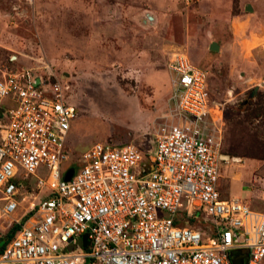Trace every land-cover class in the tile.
<instances>
[{
	"label": "built area",
	"instance_id": "1",
	"mask_svg": "<svg viewBox=\"0 0 264 264\" xmlns=\"http://www.w3.org/2000/svg\"><path fill=\"white\" fill-rule=\"evenodd\" d=\"M166 67L172 108L147 155L130 142L95 141L62 171L77 116L69 84L32 67L1 71L7 105L0 216L17 207L21 185L12 180L19 171L46 194L27 203L25 219L16 220L0 248V264H232L239 256L241 264H264V196L253 207L217 188L219 164L228 157L221 153V119L210 114L209 70L183 53ZM39 168L47 182L35 176ZM200 217L209 237L186 225Z\"/></svg>",
	"mask_w": 264,
	"mask_h": 264
},
{
	"label": "rangeland",
	"instance_id": "2",
	"mask_svg": "<svg viewBox=\"0 0 264 264\" xmlns=\"http://www.w3.org/2000/svg\"><path fill=\"white\" fill-rule=\"evenodd\" d=\"M246 4L252 9L245 10ZM212 41L218 50L208 48ZM174 53L209 70L210 114L221 119V153L228 157L219 164L220 196L259 206L264 0H0V73L32 67L69 84L77 116L61 171L95 141L130 142L147 155L157 125L172 108L166 64ZM4 104L0 100V125ZM35 176L48 181L43 168ZM12 181L21 194L14 196L12 215L0 216V247L16 220L25 219L27 203L46 194L21 171ZM186 225L210 236L201 217Z\"/></svg>",
	"mask_w": 264,
	"mask_h": 264
},
{
	"label": "water",
	"instance_id": "3",
	"mask_svg": "<svg viewBox=\"0 0 264 264\" xmlns=\"http://www.w3.org/2000/svg\"><path fill=\"white\" fill-rule=\"evenodd\" d=\"M244 9H245V10H251V7H250L249 4H246V5L244 6ZM208 48H209L210 50H212V51L217 50V49H218L217 43L214 42V41H212V42L208 45ZM71 172H72V168H69L68 171L64 174V177H63V178H64L65 180H67V179L69 178ZM83 237H85V235H84ZM231 263H232V264H241V263H242V257L239 256L237 259H232V260H231Z\"/></svg>",
	"mask_w": 264,
	"mask_h": 264
},
{
	"label": "trees",
	"instance_id": "4",
	"mask_svg": "<svg viewBox=\"0 0 264 264\" xmlns=\"http://www.w3.org/2000/svg\"><path fill=\"white\" fill-rule=\"evenodd\" d=\"M17 226H18L17 224L13 225L10 234L7 236V239L11 236L12 232L17 228ZM5 241H6V240H5ZM5 241L2 242L1 247L3 246V244L5 243ZM1 247H0V248H1Z\"/></svg>",
	"mask_w": 264,
	"mask_h": 264
},
{
	"label": "crops",
	"instance_id": "5",
	"mask_svg": "<svg viewBox=\"0 0 264 264\" xmlns=\"http://www.w3.org/2000/svg\"><path fill=\"white\" fill-rule=\"evenodd\" d=\"M249 5H250V4H249ZM250 7H251V9H252V7H253V6H252V5H250ZM210 43H211V42H210ZM210 43H209V44H210ZM209 44H208V45H209ZM217 46H219V45L217 44ZM217 50H218V49H217ZM189 60H190V59H189ZM194 64H195V63H194ZM195 65H197V64H195ZM197 66H199V65H197ZM201 67H202V66H201ZM6 102H7V101H5V104H4V106H5V105H7V104H6ZM233 197H235V196H233Z\"/></svg>",
	"mask_w": 264,
	"mask_h": 264
}]
</instances>
